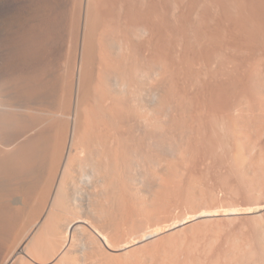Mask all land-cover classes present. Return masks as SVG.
Masks as SVG:
<instances>
[{"label": "rangeland", "instance_id": "374dc122", "mask_svg": "<svg viewBox=\"0 0 264 264\" xmlns=\"http://www.w3.org/2000/svg\"><path fill=\"white\" fill-rule=\"evenodd\" d=\"M4 115L110 135L10 193L0 264H264V0H0Z\"/></svg>", "mask_w": 264, "mask_h": 264}, {"label": "bare ground", "instance_id": "6f19581e", "mask_svg": "<svg viewBox=\"0 0 264 264\" xmlns=\"http://www.w3.org/2000/svg\"><path fill=\"white\" fill-rule=\"evenodd\" d=\"M37 19V18H36ZM36 22V21H35ZM29 23V22H28ZM33 26V24H32ZM23 28L26 30V32L29 30H32L33 27H31V24H28V25H25L23 26ZM23 29V30H24ZM28 31V32H29ZM33 32V31H32ZM29 34V33H28ZM30 35V34H29ZM23 39V38H22ZM24 42V41H23ZM25 44V43H24ZM89 44V43H88ZM26 45V44H25ZM87 45V44H86ZM24 48V46H23ZM28 47H26L27 49ZM86 48V47H85ZM90 48V47H88ZM22 49V48H21ZM20 49V50H21ZM25 49V48H24ZM90 50V49H89ZM23 52V51H22ZM21 52V53H22ZM29 52V51H28ZM27 52V53H28ZM87 52V51H86ZM20 53V52H19ZM37 54V53H36ZM23 55V54H22ZM8 61V60H7ZM8 67V66H7ZM9 69V68H8ZM46 84V83H45ZM47 87V85H46ZM24 88V87H23ZM27 87H25L26 89ZM46 89V88H45ZM24 90V89H22ZM21 91V90H20ZM43 91V90H42ZM47 91V89H46ZM23 92V91H22ZM23 94V93H21ZM46 94V93H45ZM47 123L49 124L48 126H46L45 128H43L42 132L40 131L35 137H32L28 140H26L25 142H22V143H15V140L18 139L20 137V133L22 132H28L31 130L30 127H26L25 125H21L24 120H21V121H15V120H11L9 119L8 116L4 115L2 117H0V243H2L1 241L3 239L6 240L5 236L7 237V235H10L9 231H12L10 230L11 226L14 227V222L12 223V221H17L19 218H18V214L20 211L22 212V214L19 216L23 219V210L25 209V206L23 207V210H19L21 208H16L18 211V213L14 212L15 210L13 208H15L13 206V208H11V206L13 205V203H9V201L11 200V197L14 196L12 195L10 197V193H14L16 194L17 192H19V189L21 190V192H19L20 195H22L23 192H25L23 194V196L25 197L26 195V192L28 195H30L28 192H34V190L37 188L36 186H38V178L41 176V174H47V178L49 179L50 177L52 178V176H56V173H57V168H58V161H60V158L63 156L64 154V150L67 149L68 150V156H77V155H83V158H90V157H93V153L95 155H97V157L100 155V150L104 149L105 148V144L104 142H101V141H98L99 138H101L99 135V133H97L96 130H92L93 133H91V131H89L90 129H88L87 131L88 132H85L84 135H83V142L82 144H85L88 148L92 147L94 144V141H93V138L96 134H98L97 136V140L99 142V145L97 144V142H95L98 147L99 146H103L102 149H99L98 151H95L97 150V147L96 149H82V150H78L77 146H78V143L76 142V136L78 135V129L76 128H70V129H67V126L66 128H63V126H52V123H51V120H46ZM15 128L17 132H19L17 135L15 134L14 135H10V137L6 134V131L13 129ZM46 132H43L45 131ZM103 130L104 132V129H101ZM96 131V134L94 133ZM5 132V133H4ZM4 133V134H3ZM8 133V132H7ZM54 134L57 141H56V144H51L48 139L50 137H52L51 134ZM102 133V131H101ZM100 133V134H101ZM107 129H106V135H108L107 137L109 138V133L107 134ZM95 134V135H93ZM92 135V136H90ZM104 136V134L102 135ZM68 137H70V144H66V140H68ZM103 138V137H102ZM106 136L104 137V140H105ZM106 138V139H108ZM3 140V142H2ZM65 140V141H64ZM103 140V141H104ZM106 141V140H105ZM103 143V144H100ZM68 143V142H67ZM108 143V142H107ZM95 144V145H96ZM96 145V146H97ZM94 147V146H93ZM108 148V146H107ZM94 150V151H93ZM105 150V149H104ZM107 150V149H106ZM74 151V152H73ZM73 152V153H72ZM96 152L99 154H96ZM103 153H105V151H103ZM85 156V157H84ZM95 157V156H94ZM100 157V156H99ZM101 157H103V154H101ZM85 158V159H86ZM47 159H52L53 162H49V160ZM69 160V157L67 158L66 161ZM45 161L49 162V166L45 163ZM51 161V160H50ZM53 163V165H52ZM47 166H46V165ZM51 165V166H50ZM46 166V168L48 169H44ZM69 173V169L67 167H65L63 170H62V174H68ZM54 176L52 179H54ZM51 179V180H52ZM50 180V179H49ZM47 181V180H46ZM53 181V180H52ZM52 181L50 182V184L48 185H51ZM42 184V183H41ZM39 184V185H41ZM46 184V183H45ZM44 184V185H45ZM54 185V183H52ZM41 187V186H39ZM47 190V187L48 186H44ZM43 187V188H44ZM50 187V186H49ZM48 187V188H49ZM53 187V186H52ZM38 189V188H37ZM36 189V190H37ZM51 189V187H50ZM45 190V189H44ZM46 190L44 191V194L43 195H47L45 194ZM49 190V189H48ZM41 192L43 191V189L40 190ZM49 192V191H48ZM46 192V193H48ZM52 192V190H51ZM49 192V193H51ZM40 193V192H39ZM39 193H36V194H39ZM33 194V193H32ZM35 194V193H34ZM41 195V194H39ZM37 195V196H39ZM36 196V195H35ZM34 196V197H35ZM36 196V197H37ZM26 197L28 198V196L26 195ZM30 197V196H29ZM33 198V197H32ZM10 199V200H9ZM31 199V198H30ZM28 199V200H30ZM34 199V198H33ZM48 199V198H47ZM68 199V193H67V189L66 187L62 184L61 180L58 181V183L55 185V189H54V192H53V196H52V200H51V207H53V205H62L64 206L65 204L67 205V203L65 202L66 200ZM35 200H38V199H35ZM32 201V200H31ZM46 201V199H45ZM37 202V201H35ZM47 202V201H46ZM49 202V201H48ZM64 202V203H63ZM24 203V202H23ZM33 203V202H32ZM44 203V202H43ZM42 203V204H43ZM16 204V203H15ZM21 204H22V201H21ZM29 204V203H28ZM27 204V205H28ZM38 203H35L34 205L36 206V208H34L35 210L38 208L37 205ZM11 205V206H10ZM33 205V204H32ZM47 205V203L45 204ZM34 206V207H35ZM39 209L41 207V203H39ZM43 206V205H42ZM50 207V208H51ZM11 208V209H10ZM30 206L28 205V210H29ZM32 208V212H34V209L33 207ZM42 208V207H41ZM14 210V211H12ZM38 210V209H37ZM41 210V209H40ZM49 210V208H48ZM26 211V210H25ZM31 211V209H30ZM13 212V213H12ZM20 212V213H21ZM48 212V211H47ZM51 212V210H50ZM202 212V211H201ZM205 212V211H203ZM30 213V212H29ZM207 213V212H206ZM16 214V216L14 215ZM18 214V215H17ZM25 214H27L25 212ZM38 214V212H37ZM50 214V213H49ZM214 214V213H213ZM33 214H29V216H31V219L33 218L32 217ZM212 214L210 213H207L206 215L202 214L200 216H211ZM37 216V215H36ZM63 216V215H62ZM199 216V215H197ZM16 217V219H14ZM38 217V216H37ZM52 217V216H51ZM54 217V216H53ZM52 217V218H53ZM61 217V216H60ZM18 218V219H17ZM20 218V219H21ZM27 219V217H26ZM30 219V220H31ZM39 219V218H37ZM28 220V221H30ZM54 219H52L51 221H53ZM32 221V220H31ZM34 221V220H33ZM23 222V220H22ZM43 222V220H42ZM41 222V224H43ZM76 222H80L79 220H75L74 222L71 221L69 222L68 225H66V227H64L65 229V232L63 231V236H65V240H63L61 238V240H63L64 242H66V240H70L71 237H72V234L73 232H75L76 229H79V228H76L75 227V224ZM85 222V221H84ZM17 223V222H16ZM18 223H21V222H18ZM51 222H49L48 224H50ZM37 224V223H36ZM56 227V225L54 226ZM53 228V226H52ZM60 228V227H59ZM12 229V228H11ZM61 229V228H60ZM45 230V229H44ZM58 230V228H57ZM41 232L45 233L44 231H42V228L40 230ZM13 232V231H12ZM96 232V231H95ZM99 232V231H98ZM96 233L98 234V236L100 237L103 245H105L106 247H110V242L108 240V238L106 237V235H103V234H99V233ZM50 232H48L49 234ZM159 231L158 229L155 231L153 230V232H150L148 233L149 235H147L148 237H153L155 236L156 234H158ZM50 236V235H49ZM90 236V235H89ZM8 238V237H7ZM145 238V236H144ZM87 239V238H85ZM90 239V238H89ZM68 240V241H69ZM138 241V240H137ZM62 242V243H64ZM49 243V242H48ZM87 243V241H86ZM23 244V243H22ZM70 244V243H69ZM27 245V244H26ZM47 245V244H46ZM63 245V244H62ZM65 245V244H64ZM50 246V243L48 244V247ZM85 246V245H84ZM83 246V247H84ZM88 246V245H87ZM52 247V245L50 246ZM49 247V248H50ZM54 247V246H53ZM55 250V248H53ZM62 247V246H61ZM60 247V248H61ZM64 247V246H63ZM86 247V246H85ZM48 248V249H49ZM46 249H47V246H46ZM51 249V248H50ZM59 249V248H58ZM84 249V248H83ZM89 251V250H88ZM43 252V251H42ZM57 252V251H56ZM59 252V251H58ZM52 253V251H51ZM58 254V253H57ZM54 251H53V254L51 256L54 257ZM39 256V255H38ZM8 257V256H6ZM10 257H12L10 255ZM10 257L6 258L7 260H5V262L3 264H7L9 261H10ZM42 257L45 258V256L42 255ZM41 258V257H40Z\"/></svg>", "mask_w": 264, "mask_h": 264}]
</instances>
